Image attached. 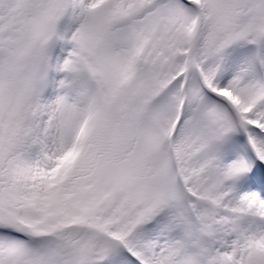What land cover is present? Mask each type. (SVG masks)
<instances>
[{
	"label": "snow or ice",
	"instance_id": "1",
	"mask_svg": "<svg viewBox=\"0 0 264 264\" xmlns=\"http://www.w3.org/2000/svg\"><path fill=\"white\" fill-rule=\"evenodd\" d=\"M0 264H264V0H0Z\"/></svg>",
	"mask_w": 264,
	"mask_h": 264
}]
</instances>
